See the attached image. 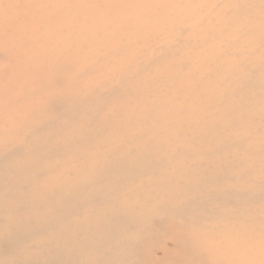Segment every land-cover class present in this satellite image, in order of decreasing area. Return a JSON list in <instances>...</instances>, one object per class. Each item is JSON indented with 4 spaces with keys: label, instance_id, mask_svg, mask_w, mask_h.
Returning a JSON list of instances; mask_svg holds the SVG:
<instances>
[{
    "label": "bare ground",
    "instance_id": "obj_1",
    "mask_svg": "<svg viewBox=\"0 0 264 264\" xmlns=\"http://www.w3.org/2000/svg\"><path fill=\"white\" fill-rule=\"evenodd\" d=\"M0 264H264V0H0Z\"/></svg>",
    "mask_w": 264,
    "mask_h": 264
}]
</instances>
